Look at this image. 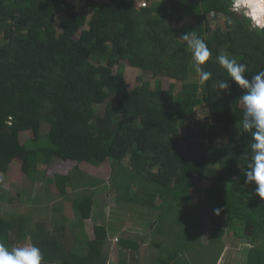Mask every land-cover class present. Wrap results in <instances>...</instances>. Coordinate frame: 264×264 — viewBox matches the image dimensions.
<instances>
[{"label": "trees", "instance_id": "obj_1", "mask_svg": "<svg viewBox=\"0 0 264 264\" xmlns=\"http://www.w3.org/2000/svg\"><path fill=\"white\" fill-rule=\"evenodd\" d=\"M148 1V7H137L134 0H92L78 10L68 0H0V199L1 176L13 163L34 183L40 164L53 160L93 166L109 161L124 174L115 170L113 179L128 185L122 203L176 209L184 220L196 216L198 232L192 190L203 194L218 223L225 217L228 228L213 226L195 264H217L227 231L250 245L246 262L236 264H264V201L255 195V185L244 183L253 153L251 132L241 126L243 93L215 62L217 55L228 54L246 65L251 78L264 70V33L229 11V0ZM207 15L222 17L224 26L212 27ZM187 32L203 39L212 53L203 66L212 73L207 82L201 83L192 67L182 38ZM126 65L149 79L140 77L141 84L129 88ZM221 80L227 89H219ZM203 105L205 117L190 123L194 109ZM23 133L29 137L22 143ZM219 138L226 140L217 144ZM73 171L47 180L60 194L74 176L75 185L97 184L81 182L78 166ZM205 180L211 185L204 187ZM132 185L140 195L129 196ZM93 193L72 203L82 228L94 215ZM41 226L30 228V214H0V243L11 249L29 242L40 248L42 264H107L105 225H95V237L84 244L78 237L69 244L64 225H56L57 233ZM119 243L139 250L133 239ZM182 253L159 263L180 264ZM118 264L127 263L121 258Z\"/></svg>", "mask_w": 264, "mask_h": 264}, {"label": "rangeland", "instance_id": "obj_2", "mask_svg": "<svg viewBox=\"0 0 264 264\" xmlns=\"http://www.w3.org/2000/svg\"><path fill=\"white\" fill-rule=\"evenodd\" d=\"M77 5L78 10L92 0H68ZM98 2H107L108 0H94ZM137 7L149 6L148 0H134ZM212 27L217 25L224 26V19L215 15H207ZM194 22V19L191 18ZM252 29V28H251ZM124 77L128 82L129 88L141 84L139 80L143 77L149 79V75L145 74L141 69L133 68L126 65L123 69ZM165 84L174 82L173 80L164 81ZM180 85V84H179ZM207 114L206 106H197L191 114L190 123L197 120H202ZM29 135L23 133L21 135L22 143L28 139ZM226 138H219L217 144L225 141ZM78 168L84 173L86 180H97V184L86 187L84 185L74 184V180L78 181V177L74 176L73 181L67 185L66 194H60L56 185L48 182L49 177L55 174L74 173V168ZM39 172L36 181L31 183L22 173L18 163L10 165L7 174L2 175L3 195L0 199V214L5 215L9 212H15L20 217L30 214L31 227L36 229L41 224L50 232L57 233L56 225H64V237L69 244L73 242L74 237H78L83 242L87 239H93L94 226L105 225L108 228V237L106 241L107 264H118V260L123 258L127 264H161L159 261L167 259L169 254L176 251H183L185 256H182L180 264H195L202 251V246L209 243L210 237L214 234L212 228L215 225L223 228L226 226V220L223 216L219 223L218 216L211 214L210 206L205 201L202 193H196L192 190L188 192V196L195 204L200 223V230L196 232L197 217L192 219L180 218L176 212H164V209L150 210L147 207H140L128 201L123 202L122 193H126V189L117 179H113L114 172L117 171L109 161L102 163L100 166H93L87 163L76 164L70 161L53 160L51 163L39 166ZM119 170V168H118ZM80 181V179H79ZM127 181V180H126ZM123 182V181H121ZM202 185L208 187L211 182L205 180ZM122 187V188H121ZM132 196L141 194L136 185L130 187ZM94 191V215L92 218L85 220L83 228L79 226L78 218L73 212V202L83 194H91ZM20 192L19 197L16 194ZM139 194V195H140ZM155 203H161L160 198H156ZM193 207V208H194ZM195 209V210H196ZM7 212V213H6ZM166 216L164 222L161 221ZM158 223H161L158 226ZM154 227L159 229L160 233L154 231ZM187 227V228H186ZM186 228V229H185ZM162 230V231H161ZM188 231V232H187ZM196 232V234L194 233ZM160 233V234H157ZM83 234V235H82ZM216 234V232H215ZM128 238L138 242L139 250L132 252L129 249H124L119 239ZM66 240V241H67ZM183 243V244H182ZM221 243L224 244L223 250L218 258L217 264H236L245 263L247 257V248L250 246L247 241L238 239L231 234L230 231L224 233L221 238ZM30 244L29 242H21L15 246ZM13 246V247H15ZM82 246V245H81ZM217 246V245H216ZM208 248V247H207ZM216 249V248H215ZM210 250V251H209ZM208 251L213 253V248ZM181 254V252H180ZM179 254V255H180Z\"/></svg>", "mask_w": 264, "mask_h": 264}, {"label": "clouds", "instance_id": "obj_3", "mask_svg": "<svg viewBox=\"0 0 264 264\" xmlns=\"http://www.w3.org/2000/svg\"><path fill=\"white\" fill-rule=\"evenodd\" d=\"M229 5V11L243 16L249 22L248 27L264 33V0H229ZM182 38L191 51L192 67L200 82H207L212 73L203 66L212 56L209 47L195 34L190 36L187 32ZM215 62L242 90L243 94L239 97L243 106L241 126L245 132H251L250 148L253 153L244 171V183L255 185V195L264 201V70L248 78L245 76L246 65L229 58L228 54L217 55ZM218 87L220 90L227 89V81H219ZM214 211L219 214V209ZM43 259L40 248L35 245L25 244L9 249L0 243V264H42Z\"/></svg>", "mask_w": 264, "mask_h": 264}, {"label": "crops", "instance_id": "obj_4", "mask_svg": "<svg viewBox=\"0 0 264 264\" xmlns=\"http://www.w3.org/2000/svg\"><path fill=\"white\" fill-rule=\"evenodd\" d=\"M36 225H38V224H36ZM39 225H42V223L41 224H39ZM42 228H45V226H41ZM76 238V237H75ZM74 241V240H73ZM82 242V241H81Z\"/></svg>", "mask_w": 264, "mask_h": 264}]
</instances>
